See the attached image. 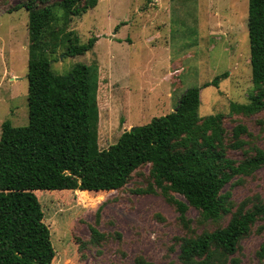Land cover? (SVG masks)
I'll return each instance as SVG.
<instances>
[{"label":"rangeland","instance_id":"1","mask_svg":"<svg viewBox=\"0 0 264 264\" xmlns=\"http://www.w3.org/2000/svg\"><path fill=\"white\" fill-rule=\"evenodd\" d=\"M28 0H0V139L2 124H28L29 14L15 9ZM60 0H51V3ZM85 1V0H82ZM249 0H98L97 6L73 17L66 31L82 43L98 37L83 56L52 58L55 73L74 65L98 66V145L105 150L133 127L175 111L180 96L202 87L199 116L221 114L227 140L244 125L241 149L227 150L236 162L264 150V110L254 115L231 112V103L247 104L254 92L248 33ZM228 73L218 86L206 83ZM151 166L134 171L120 190L84 192L37 191L44 222L50 229L52 264H184L180 244L225 227L232 214L256 196L264 201V165L252 176L236 177L224 187L231 212L218 222L203 221L190 206L184 221L151 177ZM176 200L186 199L169 192ZM92 229L103 235L95 240ZM264 240V219L244 236L234 254L216 253L215 264H264L258 252Z\"/></svg>","mask_w":264,"mask_h":264},{"label":"trees","instance_id":"2","mask_svg":"<svg viewBox=\"0 0 264 264\" xmlns=\"http://www.w3.org/2000/svg\"><path fill=\"white\" fill-rule=\"evenodd\" d=\"M98 0H28L15 9L29 14L28 124H2L0 139V264H52L55 250L50 229L36 192L66 190L109 192L122 189L134 171L150 165V175L184 221L192 206L203 221L218 222L231 212L223 189L236 177L254 175L264 165V150L236 162L227 150L241 149L248 133L236 125L232 141L221 114L199 116L202 87L186 89L175 111L149 124L125 131L116 144L98 145V66L78 63L65 74L52 69L59 49L65 57L83 56L98 37L82 43L66 31L73 17L97 6ZM248 33L253 94L247 104L231 103L236 114L264 110V0H249ZM52 56V57H51ZM225 73L203 87L218 86ZM169 192L183 196L186 203ZM232 214L225 227L184 237L180 259L184 264H215L216 253L237 252L240 240L264 219V201L257 196ZM95 240L103 235L92 229ZM264 258V240L258 252ZM136 264H151L138 258Z\"/></svg>","mask_w":264,"mask_h":264},{"label":"water","instance_id":"3","mask_svg":"<svg viewBox=\"0 0 264 264\" xmlns=\"http://www.w3.org/2000/svg\"><path fill=\"white\" fill-rule=\"evenodd\" d=\"M134 129H135V127L131 128L129 131H131V132H132V131H134Z\"/></svg>","mask_w":264,"mask_h":264}]
</instances>
